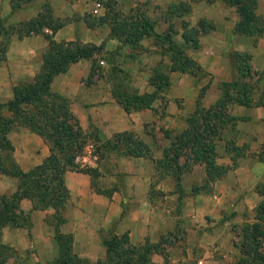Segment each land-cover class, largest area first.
<instances>
[{
  "label": "crops",
  "instance_id": "0c3cea01",
  "mask_svg": "<svg viewBox=\"0 0 264 264\" xmlns=\"http://www.w3.org/2000/svg\"><path fill=\"white\" fill-rule=\"evenodd\" d=\"M123 1L124 6L141 7L152 18L159 9L149 11V5L159 8L178 2ZM45 5L50 9L49 20L64 19L65 22L54 30L46 25L38 33L18 35L12 32L4 57L0 59V102L11 97L13 85L31 81L41 68V54L48 44L46 35L54 41L102 44V55L116 47V41L107 36V23L90 28L82 20L84 14H103V7L96 0H36L14 10L10 0H0V17L4 18V25L26 21L43 12ZM257 7V14L264 18V0H257ZM198 18L211 21L213 28L199 36L197 47L186 52L206 75L195 77L168 72V87L162 97L152 102L151 108L124 112L111 95L110 85L102 73L94 70L89 74L92 58L70 64L65 72L52 79L50 89L69 99L71 112L82 130H88L91 125L103 139L116 132L132 131L149 145L152 157L158 158L161 149L169 143L162 130L175 132L184 128V118L194 109L200 87L206 85L200 105L208 107L219 96L218 84L233 78L230 52L249 53L251 70L258 75L254 97L264 93V35L234 33L235 10L220 0L192 3L188 20L194 24ZM180 19L174 17L165 22L174 23L180 31ZM158 23L164 21H156V31L161 29H156ZM175 38L178 40V35ZM140 45L142 50L133 59L136 63L124 58L129 61L124 62L125 66L135 64L141 68L142 74L136 75L141 80L136 83L141 86L138 92L151 89L145 78L152 66L160 64L165 68L168 65L167 57L159 53L150 37H143ZM96 59L99 68L107 67L105 60ZM230 113L237 119L222 130L221 142L232 140L235 145H244L245 155L215 180L208 192L188 193L191 183L204 177L202 167L194 164L180 178L185 196L177 209L173 180L170 176L157 179L148 158L107 152L102 159L104 163H90L89 160L88 165L97 170L92 179L82 171L64 173L68 198L61 222H56L53 209H32L28 199L20 200V209L30 210V226L1 227L0 242L13 251L4 264H49L58 255L55 230L70 234L72 252L90 263L105 260L101 235L125 232L132 245L145 240L156 242L164 236L163 251L150 253V264H236L238 252L232 241L237 240L239 226L253 220V208L260 199L255 187L264 182V163L254 155L264 137V105L233 104ZM6 139L12 147L11 162L21 171L41 163L49 153L43 139L24 127H13L6 133ZM85 160L79 163L85 164ZM217 161L230 163L225 154ZM106 168L112 171L105 172ZM17 183L16 176L0 174V196L7 197ZM104 189L109 193L101 192Z\"/></svg>",
  "mask_w": 264,
  "mask_h": 264
},
{
  "label": "trees",
  "instance_id": "16d2710c",
  "mask_svg": "<svg viewBox=\"0 0 264 264\" xmlns=\"http://www.w3.org/2000/svg\"><path fill=\"white\" fill-rule=\"evenodd\" d=\"M10 1L11 9L14 10L33 0ZM203 1L210 3L215 0ZM220 1L235 10L237 19L232 27L234 33L264 35V18L256 13L257 0ZM103 6L102 15L84 14L82 20L90 28L107 23L108 38L118 42L114 49L105 51L106 56H103L100 55L102 44L80 43L77 40L54 41L46 35L48 44L41 54V68L31 81L13 85L11 97L0 102V174L18 178L16 189L7 197L0 196V230L6 225L29 228L30 210L23 211L19 207L23 198L31 202L32 209L51 208L56 212V222L63 220L62 213L68 198L64 173L67 170L82 171L91 179L96 173L94 167L81 166L76 160V155L90 135L94 137L95 150L100 152L99 154L111 152L120 156L145 157L151 161L157 179L170 176L177 193V209L182 205V198L185 196L180 178L182 174L189 172L194 164L202 167L204 177L201 181L191 183L189 194L208 192L211 184L245 155L244 145H235L232 140L221 142V132L237 119L230 113L233 104L264 105L263 92L254 97L258 75L251 70L250 55L247 52L229 53L234 71L233 78L218 84L219 96L208 107L200 105V98L206 87L203 85L196 96L194 109L184 118V128L175 132L162 130L169 143L161 149L158 158L152 157L149 145L132 131L116 132L103 139L91 125L89 131L80 128L77 118L71 112L69 99L50 89L52 79L80 59L92 58L89 70L92 75L94 69L99 68L94 60L95 56L109 64L114 53L126 48L125 57L133 59L142 50L140 40L143 37L152 39L159 53L167 57L168 65L163 68L158 64L150 68L146 79L151 88L149 91L128 90L124 81L128 78L126 71L119 66L109 65L110 93L126 113L151 108L152 102L162 97L168 87V72L176 71L195 77L206 75L186 50L197 47L199 36L211 30L213 24L205 18H198L194 24H189L183 19V16L191 12V5L187 1L168 4L164 11L167 19L181 18L180 31H156V21L141 11L129 9L122 12L114 8L110 1H105ZM48 18L51 16L47 5L44 6L43 12L26 21L4 25V18L0 17V59L4 57L12 32H17L18 35L38 33L46 25L54 30L65 22L64 19L50 21ZM175 35H178V40ZM15 126L24 127L39 135L49 149L42 162L27 171L19 170L11 162L12 147L6 139V133ZM222 154L228 156L229 164L217 161ZM254 155L258 161L264 163V137ZM255 188L260 199L253 208V220L242 223L236 234L237 241H232V246L238 252L236 264H264V182L258 183ZM101 192L108 194L109 190L104 189ZM54 236L58 244V255L49 264H150V253L162 252V244L166 242L164 236H161L156 242L145 240L141 244L132 245L125 232L120 235H101L105 260L90 263L72 252L70 234L55 230ZM12 253L10 247L0 242V264H4Z\"/></svg>",
  "mask_w": 264,
  "mask_h": 264
},
{
  "label": "rangeland",
  "instance_id": "374dc122",
  "mask_svg": "<svg viewBox=\"0 0 264 264\" xmlns=\"http://www.w3.org/2000/svg\"><path fill=\"white\" fill-rule=\"evenodd\" d=\"M33 1H36V0H33ZM96 1L99 2L101 4V6L103 7V12H104V6H103L104 2L105 1H110L113 4L114 8L119 9L122 12H127L129 9H131L133 11H141L144 14H146L144 11L141 10V7H139V6L138 7H135V6L128 7L127 5L124 6L123 4H125V2L123 0L122 1L121 0H96ZM178 1H183V0H178ZM185 1H187L190 5H192V3H194V2H196L194 0H185ZM167 5H162L159 8L157 6L155 8V7H152V6L149 5L148 8H147V10H149V11H151V10L154 11V10L159 9L158 14H155V16H153V18L150 17V16L149 17L152 18V19H154L155 21H157L159 19H161L162 21H164V23H162V24L158 23L157 26H156V29L161 28L160 29L161 31H163L164 29H170V30H174V31L176 30V31H178L179 29H177L175 27V24L174 23H171L169 21H166L165 22V20H167V18H165L166 13L164 11H165ZM256 11L259 12L258 7H256ZM262 13H264V11H262ZM190 14H191V12H190ZM189 15L183 16V19H186L188 21V23L190 24V22L188 20ZM178 26H179V24H178ZM116 43L118 44L117 41H116ZM125 51H126V48L119 49L117 53H114V55L112 57H110L111 58L110 59V63L107 64V67H101L100 66V68H95L94 70L95 71H97V70L100 71L102 73L103 77L105 78V80H107V82L110 85L109 65L119 66L122 69H124V71H126V73L128 75V78H126L124 80L125 83H126V85H127V87H128V90H132V91L138 92L141 89V86H139L136 83L139 82V81H141V80L136 75H141L142 74V71H141V68L140 67H137L135 64H131L132 66H125L124 65V62H128L129 63V61H125L124 58H126L128 60H131L130 61L131 63H136L135 61H133V59H135L136 56L133 59L127 58L124 55L125 54ZM100 55H102L101 52H100ZM103 56H106V54L104 53ZM96 57H98V56H96ZM96 57L94 58L95 61H97ZM105 63H106V61H105ZM147 76H146L145 80L147 79ZM143 88L144 87H142V89ZM86 131H89V129L86 130ZM94 143H95L94 137H93V135H90L89 138L87 139L86 143L83 145L82 149L80 150V152L76 155V158L78 160V163H79L80 160L83 161V158H86L85 164H80L79 163V165H81V166H89L88 165L89 160H90V163H92V161H95V162H98V163H104L105 162V161L102 160L103 157H104V154H99L100 152H97L95 150V144ZM89 167H92V166H89ZM104 171L105 172L106 171L111 172L112 170H111V168H109V169L106 168V170H104ZM96 175H97V170H96V173H95V175L93 177H95Z\"/></svg>",
  "mask_w": 264,
  "mask_h": 264
},
{
  "label": "built area",
  "instance_id": "2783aa9c",
  "mask_svg": "<svg viewBox=\"0 0 264 264\" xmlns=\"http://www.w3.org/2000/svg\"><path fill=\"white\" fill-rule=\"evenodd\" d=\"M97 6V5H96ZM76 160H77V158H76ZM78 161V160H77Z\"/></svg>",
  "mask_w": 264,
  "mask_h": 264
}]
</instances>
